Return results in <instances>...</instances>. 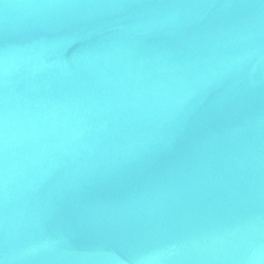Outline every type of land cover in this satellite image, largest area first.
Wrapping results in <instances>:
<instances>
[{
  "label": "water",
  "instance_id": "1",
  "mask_svg": "<svg viewBox=\"0 0 264 264\" xmlns=\"http://www.w3.org/2000/svg\"><path fill=\"white\" fill-rule=\"evenodd\" d=\"M3 264H264V0H0Z\"/></svg>",
  "mask_w": 264,
  "mask_h": 264
},
{
  "label": "snow or ice",
  "instance_id": "2",
  "mask_svg": "<svg viewBox=\"0 0 264 264\" xmlns=\"http://www.w3.org/2000/svg\"><path fill=\"white\" fill-rule=\"evenodd\" d=\"M0 264H3V261H0Z\"/></svg>",
  "mask_w": 264,
  "mask_h": 264
}]
</instances>
